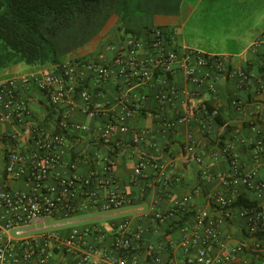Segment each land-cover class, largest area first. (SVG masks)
Segmentation results:
<instances>
[{
    "label": "crops",
    "instance_id": "obj_1",
    "mask_svg": "<svg viewBox=\"0 0 264 264\" xmlns=\"http://www.w3.org/2000/svg\"><path fill=\"white\" fill-rule=\"evenodd\" d=\"M119 4L122 5V0ZM119 11L113 18V24L118 29L115 45L109 46L117 47L128 36L120 32L125 27L134 29L139 37H146L149 29L159 27L167 35H174L175 48H200L208 52L214 50L203 43H194L193 38L199 33L206 34V37L223 33L222 40L229 41V48H218L215 52L228 55L231 68L242 67L251 78L243 87L239 77L229 71L217 73L202 67L198 70L202 79L199 84L190 82L178 70L167 76L156 75L147 82H126L112 76L99 87L89 85L93 99L116 115H122L126 105L140 96L145 95L146 99L132 116L125 117L123 124L126 129L117 128L106 139L83 131H73L71 135L67 133L64 145L66 165L62 172L67 175L72 173V164L73 174L85 176L93 169L102 172L104 158L111 156L116 161L113 169L107 172L114 181L111 186L122 192L127 201L119 208L82 211L73 215L71 221H66L71 223L60 229L66 232L72 227L96 226L110 241L114 225L128 218L134 229L142 231V247L136 252L138 264H153L151 248L162 258H182V240L190 234L195 215L205 210L212 219L219 221L223 243L228 247L234 246L246 236L245 219L238 215L241 205L235 207L230 218H224L217 209L215 195L229 192L223 175L228 174L230 163L223 146L218 145L216 139L224 131V143L229 141V135L234 136V150L239 154L242 171L253 177L255 187L237 185L232 199L236 200L239 194H244L257 202V206L264 207V186L261 190L256 188L257 182L264 183V120L256 126L243 127L246 118L255 119L264 108V71L260 70V57L264 54V0H135L132 14L123 22L119 21ZM257 40H261L258 53L253 48ZM114 53L115 49L106 46L97 59H84L82 62L111 63ZM52 68L48 66L33 71ZM16 75L20 74L11 76ZM171 88L176 90L175 93L170 95V101L161 104L158 94L169 92ZM25 93L36 111L30 120H42L48 128H52L53 119L47 115L48 105L42 91L33 86ZM205 106L217 108L216 115L227 119V123L221 125L216 115L206 114ZM231 114L237 116L229 120ZM70 120L99 125L107 120V115L93 118L74 109ZM169 120L176 121L175 131L166 125ZM229 123H232L230 131L226 127ZM253 127L258 128V133ZM255 139L261 141L260 145L252 144ZM190 146L194 147L193 150H189ZM73 152L77 154L74 159ZM141 156L163 165L159 181L135 176L134 169ZM186 196L189 201L183 214L164 222L152 218V211H167L176 200ZM186 213L188 216L185 219ZM181 219L184 221L179 225ZM249 257L252 263L264 262V254ZM236 264L244 263L239 259Z\"/></svg>",
    "mask_w": 264,
    "mask_h": 264
},
{
    "label": "built area",
    "instance_id": "obj_2",
    "mask_svg": "<svg viewBox=\"0 0 264 264\" xmlns=\"http://www.w3.org/2000/svg\"><path fill=\"white\" fill-rule=\"evenodd\" d=\"M175 41L174 35L165 37L163 30L152 28L146 37L128 35L117 47L108 46L115 49L111 63L64 62L47 71L0 78V264L139 263L136 252L142 247V231L134 229L128 218L114 225L110 241L96 226L72 227L66 232L60 229L82 211L119 208L127 201L122 192L111 186L114 181L107 172L113 169L115 160L110 156L104 158L102 172L93 169L85 176L73 174V164L72 173L62 172L66 165L65 138L73 131L101 139L111 136L117 128L124 131L125 117L132 116L146 99L145 95L140 96L126 105L122 115H116L93 99L89 85L99 87L112 76L126 82H147L156 75L167 76L178 70L190 82L199 84L202 79L198 70L202 67L217 73L229 71L228 55L175 48ZM260 43L257 40L253 46L257 53ZM260 58L264 64V54ZM229 73L239 77L241 83L251 78L242 67L230 69ZM33 86L45 96L52 128L42 120H30L36 111L25 91ZM175 91L171 88L169 92H160L159 102L170 101ZM74 109L93 118L107 115V120L99 125L76 123L70 120ZM204 111L217 114V108L208 112L205 106ZM166 125L175 131L176 121L169 120ZM193 148L190 146L189 150ZM223 152L230 163L228 174L223 175L229 192L215 195V203L222 216L230 218L235 209L231 204L235 201L232 196L236 186L255 185L252 175L243 173L232 140L223 145ZM162 167L159 161L141 156L134 174L159 181ZM263 186L264 183L257 182L256 188L261 190ZM188 201L186 196L176 200L167 211H152V218L158 222L173 219L184 211ZM238 215L245 219L246 229V236L238 244H224L219 221L204 210L195 215L190 234L182 240V258H162L151 248L152 263L236 264L241 259L244 264H264L252 263L249 257L264 254V207L241 204Z\"/></svg>",
    "mask_w": 264,
    "mask_h": 264
},
{
    "label": "trees",
    "instance_id": "obj_3",
    "mask_svg": "<svg viewBox=\"0 0 264 264\" xmlns=\"http://www.w3.org/2000/svg\"><path fill=\"white\" fill-rule=\"evenodd\" d=\"M104 1L105 0H0V41L11 49L8 50L7 57L14 62L41 64L48 65L49 67L60 64L57 44L44 30H42L41 24L50 14L54 16L53 18H58L59 16L70 18L71 16L73 17L74 10L95 9ZM134 6L135 0H122L119 11L120 22H123L127 16L132 14ZM125 31L130 35H136V31L130 27H125ZM163 33L165 37L169 36L166 32L163 31ZM230 69L232 68L229 64V71ZM260 70L264 71L263 63L260 66ZM246 85L245 83L242 84L243 87ZM207 107L208 112L214 110V107ZM231 107L233 111L234 105L232 101ZM233 116L237 115L231 114L229 120ZM216 118L221 125L227 123V119L222 118L220 115H216ZM263 120L264 108L256 115L255 119L246 118L243 121V127L247 128L251 125L256 126V124L263 122ZM226 127H229L230 131L232 123H229ZM255 128L256 133H258V128ZM233 138L234 136L229 135V140ZM224 139L225 131L217 136L216 140L218 141V145L223 146L225 144ZM252 144H256V139ZM252 144H249V146ZM76 156L77 154L73 152V159L76 158ZM241 204L247 207L257 206V202L250 200V198L244 194H239L231 206L236 207ZM183 212L184 211L180 214H183ZM184 215L186 219L188 216L187 213ZM183 221V219L179 220L178 224L182 225Z\"/></svg>",
    "mask_w": 264,
    "mask_h": 264
},
{
    "label": "rangeland",
    "instance_id": "obj_4",
    "mask_svg": "<svg viewBox=\"0 0 264 264\" xmlns=\"http://www.w3.org/2000/svg\"><path fill=\"white\" fill-rule=\"evenodd\" d=\"M120 8L119 0H105L95 9L74 10L73 17L71 16L70 18L60 16L53 18L54 16L50 14L41 24V28L57 44L59 49L58 58L61 62L71 61L76 63L82 62L84 59L94 60L98 58L99 53L106 46L115 45L114 39L118 29L113 24V18H116L114 15ZM120 32L130 35L124 29ZM205 35L199 33L193 38L194 43H203L206 46H210L211 50L214 51L208 52L212 53L218 48H229V41L222 40L223 33H218L214 37H206ZM201 48L204 49L205 47ZM8 50L11 49L0 41V78L39 70L48 66L14 62L7 57ZM215 53L217 54V52Z\"/></svg>",
    "mask_w": 264,
    "mask_h": 264
}]
</instances>
